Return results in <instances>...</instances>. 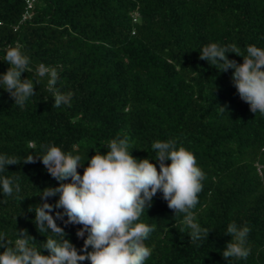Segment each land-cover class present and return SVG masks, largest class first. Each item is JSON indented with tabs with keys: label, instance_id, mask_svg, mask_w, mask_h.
I'll use <instances>...</instances> for the list:
<instances>
[{
	"label": "trees",
	"instance_id": "1",
	"mask_svg": "<svg viewBox=\"0 0 264 264\" xmlns=\"http://www.w3.org/2000/svg\"><path fill=\"white\" fill-rule=\"evenodd\" d=\"M210 43L235 44L243 55L249 45L264 49V0H0V74L10 66L7 50L18 47L32 69L21 79H39L23 109L0 84V154L23 161L43 155L41 145H55L83 162L119 137L134 157L159 168L151 145L175 140L205 173L193 212L210 233L192 243L190 230L179 231L183 214L158 192L138 221L156 226L145 241L152 249L145 264H264V114L240 99L233 70L199 59ZM228 58L243 63L234 53ZM41 63L58 69L61 92L74 93L70 107H52L48 77H36ZM2 177L18 178L20 192L0 189V238L14 243L25 229L42 249L46 235L28 209L58 182L38 159L9 165ZM231 222L250 228L247 259L222 257ZM57 224L83 247L80 225Z\"/></svg>",
	"mask_w": 264,
	"mask_h": 264
},
{
	"label": "clouds",
	"instance_id": "2",
	"mask_svg": "<svg viewBox=\"0 0 264 264\" xmlns=\"http://www.w3.org/2000/svg\"><path fill=\"white\" fill-rule=\"evenodd\" d=\"M229 53L242 57L243 63L229 59ZM199 59L222 73L233 70L231 81L240 99L254 114H264V49L249 45L243 55L235 44L210 43L199 51ZM3 61L10 66L0 74V84L14 104L23 109L36 95L35 84H39V79H21L22 73L32 69L29 57L20 48L10 47ZM45 76L48 77V91L53 95L52 107H70L74 93H64L56 87L58 69L41 63L36 77ZM104 146L107 147L104 154L97 150L83 162L79 154L73 155L55 145H41L46 149L43 155L28 156L23 161L16 156L0 154V172L7 171L9 165L35 163L38 159L58 182L56 187L42 189L38 195L42 202L34 210L31 206L28 209L35 212L37 231L46 235L42 249L36 246L35 238L27 230L21 229L14 243L0 238V248L4 249L0 253V264H82L84 261L89 264H145L152 254L145 241L156 226L138 221L152 206L158 192L175 215L183 214L181 233L190 230L188 237L192 243L207 240L210 231L196 222L193 212L205 173L197 166L191 151L183 146L177 148L175 140L156 141L151 150L155 152L157 168L148 158L134 157L127 138L117 137ZM85 162L87 167H84ZM80 167H83L82 174L78 172ZM17 179L0 178V189L5 196L20 192ZM57 196L55 204L47 202L48 198ZM57 220L65 227L81 226L76 235L84 241L82 248L78 250L66 239L67 233ZM49 232L53 235L48 236ZM249 232L247 226H238L235 222L228 224L225 235L231 236V240L222 251L225 260L247 259L251 251L247 247ZM42 250H47L48 254H43Z\"/></svg>",
	"mask_w": 264,
	"mask_h": 264
}]
</instances>
